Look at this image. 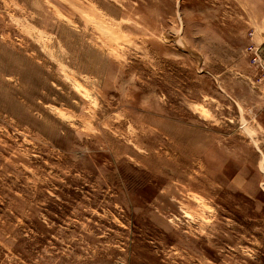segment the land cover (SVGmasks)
Here are the masks:
<instances>
[{"label": "rangeland", "instance_id": "1", "mask_svg": "<svg viewBox=\"0 0 264 264\" xmlns=\"http://www.w3.org/2000/svg\"><path fill=\"white\" fill-rule=\"evenodd\" d=\"M264 0H0V264H264Z\"/></svg>", "mask_w": 264, "mask_h": 264}, {"label": "built area", "instance_id": "2", "mask_svg": "<svg viewBox=\"0 0 264 264\" xmlns=\"http://www.w3.org/2000/svg\"><path fill=\"white\" fill-rule=\"evenodd\" d=\"M247 49L250 51L249 54L251 56V60L255 61L258 64V66H260L264 70V63L261 57L260 46L259 45H255V46L249 45Z\"/></svg>", "mask_w": 264, "mask_h": 264}]
</instances>
